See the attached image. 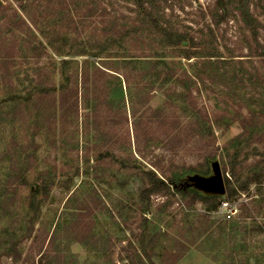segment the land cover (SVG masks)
I'll return each mask as SVG.
<instances>
[{
    "label": "rangeland",
    "instance_id": "obj_1",
    "mask_svg": "<svg viewBox=\"0 0 264 264\" xmlns=\"http://www.w3.org/2000/svg\"><path fill=\"white\" fill-rule=\"evenodd\" d=\"M0 264H264V0H0Z\"/></svg>",
    "mask_w": 264,
    "mask_h": 264
},
{
    "label": "trees",
    "instance_id": "obj_2",
    "mask_svg": "<svg viewBox=\"0 0 264 264\" xmlns=\"http://www.w3.org/2000/svg\"><path fill=\"white\" fill-rule=\"evenodd\" d=\"M156 22V20H155ZM161 26H158L159 31H161L163 34L165 33V41L168 44L171 45H177L180 43H184L186 38L181 35V34H173L171 32H167L166 28H160ZM190 48V47H188ZM189 54H187L186 56H188ZM209 56V55H207ZM150 180H151V185L147 188H145L143 190L144 192H148V193H152V192H157L160 191L161 189L164 188H170L171 186H174L176 188H180V189H185L187 191H190V193L193 195V199H204V196H202L201 194H199L194 188H191V182L189 181H176L174 179H171V181H169L168 183H166L165 181H163L161 178H159L156 173L154 171L150 172ZM41 187H36L35 190H33L32 194L36 195Z\"/></svg>",
    "mask_w": 264,
    "mask_h": 264
},
{
    "label": "built area",
    "instance_id": "obj_3",
    "mask_svg": "<svg viewBox=\"0 0 264 264\" xmlns=\"http://www.w3.org/2000/svg\"><path fill=\"white\" fill-rule=\"evenodd\" d=\"M222 205H223V207H224L225 209H227L228 207H230L228 201H223V202H222Z\"/></svg>",
    "mask_w": 264,
    "mask_h": 264
},
{
    "label": "water",
    "instance_id": "obj_4",
    "mask_svg": "<svg viewBox=\"0 0 264 264\" xmlns=\"http://www.w3.org/2000/svg\"><path fill=\"white\" fill-rule=\"evenodd\" d=\"M216 185L217 186H221L222 185V180H221L220 177L216 179Z\"/></svg>",
    "mask_w": 264,
    "mask_h": 264
}]
</instances>
